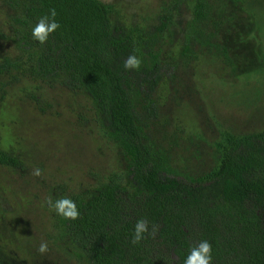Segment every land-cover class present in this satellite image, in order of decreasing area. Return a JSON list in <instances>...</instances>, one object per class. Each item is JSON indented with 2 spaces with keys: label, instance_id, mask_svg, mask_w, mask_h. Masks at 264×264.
Returning <instances> with one entry per match:
<instances>
[{
  "label": "rangeland",
  "instance_id": "obj_1",
  "mask_svg": "<svg viewBox=\"0 0 264 264\" xmlns=\"http://www.w3.org/2000/svg\"><path fill=\"white\" fill-rule=\"evenodd\" d=\"M98 1L111 20L140 32L177 5L159 37L162 78L134 96L143 142L176 178L215 170L225 139L264 133V0H206L215 24L209 46L185 41L195 0ZM20 13L16 0H0V62H12L0 74V152L21 163L0 166V264H92L46 201L83 202L106 186L130 190L133 157L82 91L31 74L30 52L11 23Z\"/></svg>",
  "mask_w": 264,
  "mask_h": 264
},
{
  "label": "trees",
  "instance_id": "obj_2",
  "mask_svg": "<svg viewBox=\"0 0 264 264\" xmlns=\"http://www.w3.org/2000/svg\"><path fill=\"white\" fill-rule=\"evenodd\" d=\"M16 3L21 13L11 23L19 29L16 42L30 52L31 74L45 81L61 79L68 89L82 91L95 105L101 126L133 157L130 190L106 186L75 202L78 219H66V233L79 241L91 263L184 264L191 249L206 240L212 264H264V133L225 139L215 170L185 180L165 169L142 140L134 96L150 92L162 78L159 37L173 26L177 5L175 13L167 10L157 25L140 32L111 20L108 6L98 0ZM53 8L60 27L40 44L32 30ZM210 13L206 0H195L185 41L210 45L214 33L207 30H215ZM129 55L141 59L139 70H125ZM11 66L3 59L0 74ZM0 166L21 169L3 152ZM141 219L148 222V233L133 244ZM153 226L154 237L149 235Z\"/></svg>",
  "mask_w": 264,
  "mask_h": 264
},
{
  "label": "clouds",
  "instance_id": "obj_3",
  "mask_svg": "<svg viewBox=\"0 0 264 264\" xmlns=\"http://www.w3.org/2000/svg\"><path fill=\"white\" fill-rule=\"evenodd\" d=\"M57 13L55 9H50V17L43 16L40 18L36 26L32 30L33 39L38 41L40 44H44L49 35L55 32L59 27V23L55 20ZM141 59L136 55H129L124 62L125 70H139L141 66ZM41 169L35 168L32 175L39 177L41 175ZM46 203L49 208L59 216L65 219L76 220L79 218V211L74 201L67 197L53 200L48 198ZM157 226H153L152 232L149 233L151 236H155ZM148 233V222L144 219L138 220L134 226V234L132 243L138 244L145 238L144 234ZM48 245L42 242L37 249L40 254L46 253ZM184 264H212V246L208 241H201L197 246L193 247L190 254L187 256Z\"/></svg>",
  "mask_w": 264,
  "mask_h": 264
}]
</instances>
